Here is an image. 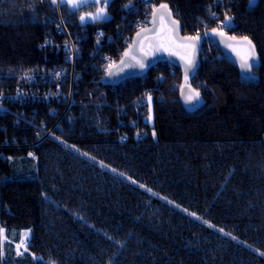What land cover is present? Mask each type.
Segmentation results:
<instances>
[{
    "label": "trees",
    "instance_id": "obj_1",
    "mask_svg": "<svg viewBox=\"0 0 264 264\" xmlns=\"http://www.w3.org/2000/svg\"><path fill=\"white\" fill-rule=\"evenodd\" d=\"M140 1L109 0L107 19L82 23L80 15L103 7V0L77 9L61 0H0V86L40 65L71 71L64 49L51 50L66 39L57 32L59 16L83 46L72 75L83 103L59 120L54 139L40 140L57 119L48 114L51 105H39L33 125L14 114L1 118L8 126L1 141L9 146L0 147V228L6 236L13 229L31 234L22 255L0 243V264H264V0H157L180 14L186 35L202 32L211 12L218 21L232 17L229 33L256 44L254 78H244L219 47L188 80L202 96L196 108L185 107L172 88V81L185 80L169 62L128 79L123 94L98 93L90 102L84 94L97 86V62L89 56L97 30L112 32L122 7ZM216 19L207 22L209 33ZM65 78L67 92L71 78ZM147 87L154 122L136 140L127 104Z\"/></svg>",
    "mask_w": 264,
    "mask_h": 264
},
{
    "label": "built area",
    "instance_id": "obj_2",
    "mask_svg": "<svg viewBox=\"0 0 264 264\" xmlns=\"http://www.w3.org/2000/svg\"><path fill=\"white\" fill-rule=\"evenodd\" d=\"M154 5L155 0H141L137 6L129 8L122 7V10H124L125 13L123 14L120 22L113 27L112 32H107L104 29L97 30L95 48L89 52V56L92 61L97 62L92 64V66L96 67V71H94L96 76L92 78V82L97 84V86L93 87L90 93L87 92L84 94L85 97L90 99V102L93 101L94 94L98 93L100 98L103 99L107 96L108 91H116L123 94V89L127 86L126 81H123L117 86H109L108 89L100 88L98 82L102 80V76L107 70V65L112 62H116L122 55L124 49L132 42L133 34L130 33L127 25L129 29L134 32L140 30L141 27L146 26L149 13L153 9L152 7ZM178 16H180V14H178ZM208 16L209 19L215 20L217 13L214 11L209 13ZM59 17L58 20L60 21V24L56 27L57 32H65L66 39L63 44H52L51 50H55L56 53H60V50H62V48L64 49L62 57L64 60H68L72 63L71 71L68 72V70L62 67L40 65L36 68L20 70L16 75L15 82L0 86V147L9 146V142L6 138L1 141V131L8 127L6 124L3 126L1 118L7 116L10 118L9 114H14L21 116L22 119L29 125H33L34 115L38 114V111L40 110L39 105H51L48 114L49 116L53 118L56 117L57 119L50 124V127L45 131L44 136L40 139L42 140L46 137L52 136L53 130L57 126L59 120L71 110L70 108H72V106L81 105L83 103V99L80 97V94L75 97L77 91H74V85L72 84L74 81L72 80V75L76 71V63L83 54V46L81 44L82 39L75 40L71 37L63 19L61 16ZM206 25L207 22H205L204 30L200 32V34H203L205 38L211 39L208 44H205L207 47L203 49V57L207 60V58L211 55L210 54L208 56V52L211 53L213 49H218L220 46L213 43L214 40L210 37V33L207 31ZM231 25L232 22H230L229 25L224 26L223 31L227 30ZM205 33H208V35H205ZM119 42H121V44H119ZM48 43L42 44L41 47H48L50 45ZM112 44L117 46L115 47V51L106 52V47ZM83 65L88 66L89 64L84 62ZM170 72L173 73V70L171 69ZM57 73H59V75H57ZM66 75H70L71 78V84L69 91L67 92L62 87V84L66 79ZM56 84L57 86L55 87L54 85ZM175 86L176 85L173 84L172 88ZM149 94L152 97L150 104L148 102ZM160 98H163V96L161 95ZM127 105L130 107L132 106L131 108L134 112V117L130 119L129 123V127L133 128L134 138L136 140H140L147 137L148 129L149 127L152 128L154 122L152 88H145L137 98L131 100ZM128 109L129 107L123 106L121 111L123 114H128ZM30 111L33 112L32 117L27 115ZM149 116L151 119H149ZM70 117L73 118L74 115L71 114ZM121 124L123 125L124 121H121ZM145 126H148V129ZM45 127L46 124L42 122L41 128L45 129ZM137 133H139V135H137ZM51 138L54 139V137ZM127 138L128 135L126 133L121 136V140H126ZM12 145L18 144L13 143Z\"/></svg>",
    "mask_w": 264,
    "mask_h": 264
},
{
    "label": "snow or ice",
    "instance_id": "obj_3",
    "mask_svg": "<svg viewBox=\"0 0 264 264\" xmlns=\"http://www.w3.org/2000/svg\"><path fill=\"white\" fill-rule=\"evenodd\" d=\"M62 3H66L71 5L73 9L79 8L81 5L87 4L89 0H61ZM97 4L100 3V0H95ZM109 0H103V7H98L94 13H85L80 15L79 19L82 23H87L89 21H96L100 19H107V4ZM253 0H250L252 3ZM51 3L54 5L57 3V0H51ZM126 8L131 7L130 4L125 5ZM232 20V17L225 14V18L220 22V26L218 28H214L211 30L213 34H218L220 36H224L223 27L229 25ZM157 21H159V27H156ZM151 23L154 25L153 28H145L141 27L139 31L136 33V39L133 40V44L129 45V49L125 51L123 57L121 58L120 65L122 67H132L124 58L131 57L132 60L136 62V65L140 69H144L147 67L144 57L149 55H153L157 51H165L171 55H177L181 58V60L185 61V85L181 86L182 95H184L185 101L191 103L194 100H198L200 93L195 89H192L190 85L187 84L189 70L194 68V53L195 46L198 40L200 39L199 34L195 37L178 36V27L179 21L172 19V13L167 4H160L158 7H153L152 9V21ZM152 33V35H148ZM208 35V33H205ZM229 41H236V44L228 43L227 47L231 48L234 52H236L237 56L240 57V67L244 72L249 76V78H254L252 75V69L257 62L255 48L252 42L248 39V37H243L239 41H237L236 37H228ZM179 41V43H177ZM239 45V47L237 46ZM134 46H138L140 51L142 52L141 57H137L132 54V48ZM183 50V51H181ZM115 66V62L107 65V72L109 75L112 74V69ZM59 75V73H57ZM187 86L188 91L187 94L184 93V87ZM151 95H148V102L151 103ZM149 119L151 117L149 116ZM139 135V133H137ZM153 135L155 136V132L153 131ZM31 155V153L29 154ZM87 155V153H84ZM94 159V158H93ZM103 166V165H102ZM115 171V169H113ZM123 175V174H121ZM143 187V185H141ZM151 191V189H148ZM191 215L196 216L195 213H191ZM223 231V229H220ZM28 233L23 234V238L20 240V243L16 244V252L17 255H22L20 249L23 247L25 251H27V239ZM0 237H3V240H0V243L6 241L7 237L5 235V230L0 228ZM264 255V252L260 253ZM0 256H3V251L0 249ZM35 259V257H34ZM55 264V262H52Z\"/></svg>",
    "mask_w": 264,
    "mask_h": 264
},
{
    "label": "water",
    "instance_id": "obj_4",
    "mask_svg": "<svg viewBox=\"0 0 264 264\" xmlns=\"http://www.w3.org/2000/svg\"><path fill=\"white\" fill-rule=\"evenodd\" d=\"M160 4H167L171 13H172V19L179 21V27H178V36L179 37H185V36H190V37H195L196 35H186L182 32V25H181V21L179 18H177L174 14L173 9L171 8L169 3L166 2H160L158 3L157 6L158 7ZM152 21V13H151V17L149 20V25L146 26L145 28H153L154 25L151 23ZM156 27H159V21H157V25ZM139 31V30H138ZM136 33L137 31L133 34V38H132V42L130 45L133 44V40L136 39ZM148 35H152V33H149ZM211 38L218 43V45L220 46L221 50L223 51V53L229 57L230 59H232L235 64L238 66L239 71L241 73V75L244 78H249V76L244 72V70L241 69L240 67V57L237 56L236 52H234L231 48L227 47L228 43H233L236 44V41H229L228 37H234L233 35H231L230 33L224 32V36H220L218 34H213L211 32L210 34ZM200 39L198 40V42L196 43L195 46V53H194V68L189 70V74H188V80H191L195 77L198 67L201 64V50H202V46L203 43L205 41V36L203 34H199ZM241 38L243 37H236L237 41H239ZM252 44L254 45L255 48V53H256V58H257V62L255 65H258L260 63V56L258 54L257 51V47L256 44L250 39L248 38ZM177 43H179V41H177ZM239 47V45H237ZM129 49V46H127L122 55L120 56V58L115 62V66L112 69V74L109 75L108 72L106 71L103 76H102V84L105 86L111 85V86H117L120 83H122L125 80H128L130 78H139V77H143L144 75H146L154 66H156L157 64L161 63V62H169L171 64H173L174 66H177L181 69L183 76H185V61L181 60V58L177 55H171L168 52L165 51H157L155 52L153 55H149L147 57H144L145 63L147 65L146 68L144 69H140L137 65L136 62L134 60L131 59V57H125L124 59L130 64L132 65V67H122L120 65V61L121 58L123 57V54L125 53V51H127ZM183 51V50H181ZM132 54L136 55L137 57H141L143 54L140 51L138 46H134L132 48ZM252 75H253V69H252ZM187 84L191 86L192 89H195L196 91H198L196 89V87L189 81H187ZM185 85V82H183L181 84ZM181 86L179 88V99L181 101V103L188 108H196L198 106L201 105L202 103V96L200 94L198 100H194L191 103H188L185 101L184 95H182V91H181ZM188 88L187 86L184 87V93L187 94ZM199 92V91H198ZM200 93V92H199Z\"/></svg>",
    "mask_w": 264,
    "mask_h": 264
},
{
    "label": "rangeland",
    "instance_id": "obj_5",
    "mask_svg": "<svg viewBox=\"0 0 264 264\" xmlns=\"http://www.w3.org/2000/svg\"><path fill=\"white\" fill-rule=\"evenodd\" d=\"M158 5V1L157 0H155V5L154 6H157ZM153 6V7H154ZM152 7V8H153ZM151 8V9H152ZM95 12V11H94ZM94 12H92V13H94ZM151 13H152V10L150 11V13H149V16H148V21H146V26H148L149 25V20H150V17H151ZM177 18H179L178 17V15H175ZM215 19H216V17H215ZM217 20V24H218V26H219V22L220 21H218V19H216ZM205 22H208L209 21V17H208V19H206V20H204ZM233 22V21H232ZM146 26H144V27H146ZM207 26V25H206ZM218 28V27H217ZM138 31V30H137ZM136 32V31H135ZM134 32V33H135ZM201 32V31H200ZM200 32H198L199 34H200ZM223 32H227V33H229V31H228V29L227 30H225V31H223ZM231 35H233L232 33H230ZM234 36V35H233ZM211 37V36H210ZM234 37H237V36H234ZM210 38H205V41H204V43H203V46H202V50H201V59H205L204 57H203V49L205 48V47H207V45H205V44H208L209 42H210ZM213 43L214 44H218L217 42H215V41H213ZM131 44V43H130ZM173 70V69H172ZM107 71V70H106ZM105 71V72H106ZM104 72V73H105ZM173 75V74H172ZM192 80V79H191ZM126 82H127V80H125ZM172 83L174 84V85H176L174 88H176V89H178L179 90V88H180V84L178 83V81H172ZM108 86H111V85H108ZM108 86H105V87H108ZM102 88V87H101ZM197 89V88H196ZM18 159H20V157L19 156H17V157H15L13 160H18ZM22 160H26V158L25 157H23V158H21ZM28 233L29 235H28V239H27V245H28V242H29V239H30V231L29 230H22V231H20V234L19 235H17V231L15 230V229H13L12 230V232H11V234H10V236H6L7 237V239H6V241L8 242V244H9V252L11 253V252H13L14 250L16 251V244H18V243H20V240L23 238V234L24 233ZM17 236H18V239H17ZM5 241V242H6ZM20 251H21V253L23 254L24 252H25V249L22 247L21 249H20Z\"/></svg>",
    "mask_w": 264,
    "mask_h": 264
}]
</instances>
